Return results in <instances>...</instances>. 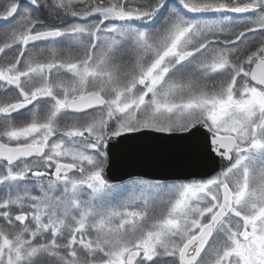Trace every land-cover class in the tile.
Instances as JSON below:
<instances>
[{"label":"snow or ice","instance_id":"obj_1","mask_svg":"<svg viewBox=\"0 0 264 264\" xmlns=\"http://www.w3.org/2000/svg\"><path fill=\"white\" fill-rule=\"evenodd\" d=\"M148 133L219 171L111 183ZM0 264H264V0H0Z\"/></svg>","mask_w":264,"mask_h":264},{"label":"water","instance_id":"obj_2","mask_svg":"<svg viewBox=\"0 0 264 264\" xmlns=\"http://www.w3.org/2000/svg\"><path fill=\"white\" fill-rule=\"evenodd\" d=\"M219 168V158L215 165L194 162L184 141L169 138L166 134L148 133L129 149L116 153L106 175L111 183L133 178L189 181L207 179L215 175Z\"/></svg>","mask_w":264,"mask_h":264},{"label":"rangeland","instance_id":"obj_3","mask_svg":"<svg viewBox=\"0 0 264 264\" xmlns=\"http://www.w3.org/2000/svg\"><path fill=\"white\" fill-rule=\"evenodd\" d=\"M75 2V0H74ZM169 3H178V0H173V1H170L169 0ZM185 14L189 17V18H194V19H210V18H213L216 14L214 13H204V14H201V13H190V12H187V10H184ZM228 15L230 16H233V17H241L243 14H240V13H229ZM69 20H74V22H77V23H80V22H83L81 20H79L78 18H72V17H69L68 18ZM95 19V17H89L88 20L91 21ZM134 23L136 24H139L140 22L139 21H134ZM211 86V85H209ZM141 178H133V179H130V180H126V181H123V182H119V183H113V184H117V185H120V184H131V182L135 181V180H139ZM146 180V179H144ZM161 183H164V184H173V183H181V182H187V181H171V182H162L160 181Z\"/></svg>","mask_w":264,"mask_h":264},{"label":"flooded vegetation","instance_id":"obj_4","mask_svg":"<svg viewBox=\"0 0 264 264\" xmlns=\"http://www.w3.org/2000/svg\"><path fill=\"white\" fill-rule=\"evenodd\" d=\"M29 107H31V106H29ZM22 111H23V110H22ZM13 115H16V114L14 113Z\"/></svg>","mask_w":264,"mask_h":264},{"label":"trees","instance_id":"obj_5","mask_svg":"<svg viewBox=\"0 0 264 264\" xmlns=\"http://www.w3.org/2000/svg\"><path fill=\"white\" fill-rule=\"evenodd\" d=\"M170 1H173V0H170Z\"/></svg>","mask_w":264,"mask_h":264}]
</instances>
